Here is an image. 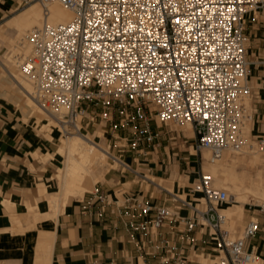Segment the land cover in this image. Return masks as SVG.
Segmentation results:
<instances>
[{"label":"built area","instance_id":"2783aa9c","mask_svg":"<svg viewBox=\"0 0 264 264\" xmlns=\"http://www.w3.org/2000/svg\"><path fill=\"white\" fill-rule=\"evenodd\" d=\"M32 2L34 0H25ZM44 21L30 30L32 53L18 62L31 82L35 104L55 121L52 132L83 134L95 126L109 131V159L131 169L125 154L155 149L160 132L153 122L192 124L197 151L212 159L241 150L248 137V100L253 95L246 22L264 0H38ZM60 1L74 17L52 24L49 3ZM126 130L127 134H121ZM264 147V138L257 139ZM114 147L116 153L110 152ZM202 172L192 202L166 189L176 206L134 200L132 208L150 220L126 223L137 249L182 263V243L196 228L208 229L213 264H256L262 260L249 241L264 230V198L246 203L249 218L234 236L223 226L220 208L230 202L226 189ZM83 205L109 203L99 188ZM181 206L191 215L179 216ZM171 225V230L164 228ZM182 226V228H180ZM148 237V238H147ZM178 239L181 245L178 243ZM264 264V260H262Z\"/></svg>","mask_w":264,"mask_h":264},{"label":"crops","instance_id":"0c3cea01","mask_svg":"<svg viewBox=\"0 0 264 264\" xmlns=\"http://www.w3.org/2000/svg\"><path fill=\"white\" fill-rule=\"evenodd\" d=\"M15 4V0L2 1L0 15ZM246 36L251 84L255 87L252 131L260 139L264 138V7L248 13ZM6 73L29 98L18 80ZM11 77L0 73V264H43L45 246L50 250L46 254L49 264H203L200 256L211 258L214 240L208 229L202 233L196 228L192 233L194 241L182 243V263L174 259L164 262L162 254L146 255L139 251L127 229L126 223L154 216H141L139 209L132 208L134 200L154 206L177 204L167 188L143 173L147 170L154 177L165 179L172 176H167L171 167L166 151H160L166 135L157 139L155 149L149 145L145 154H125L126 161H132L131 169H110L103 175L99 167L91 178H103L91 189L86 186L82 198L73 197L64 207L60 202L58 210L50 208L51 196H59L60 190L55 182L58 142L55 135L46 137L37 130L33 109L12 85ZM121 134L127 131L122 130ZM47 154L54 156L42 159ZM42 184L47 188L45 192ZM96 188L109 200L102 214L98 213L102 206L98 200L93 201L89 211L83 210ZM178 214L186 217L191 210L181 206ZM170 230L171 225L164 228L166 233ZM178 243L181 245L179 239ZM253 246L264 260V230L250 239L249 247Z\"/></svg>","mask_w":264,"mask_h":264},{"label":"rangeland","instance_id":"374dc122","mask_svg":"<svg viewBox=\"0 0 264 264\" xmlns=\"http://www.w3.org/2000/svg\"><path fill=\"white\" fill-rule=\"evenodd\" d=\"M2 1L6 0H0V3ZM16 4L11 8V10L7 12H2L0 15V59L4 61L6 64H8L10 72L13 73L16 78L24 80V85L30 88V91H33V88H31V83L26 78V76L23 74V72L20 73V68L18 67V62H20V58L17 56L16 53H18L20 50H17L14 48L15 45V39L17 36V29L15 27H11L8 23L9 20H11L16 14L20 13L22 10H24L29 5L33 4L35 1L32 2H26L25 0H15ZM15 49V50H14ZM16 51V53H15ZM13 56L12 59L8 60L9 56ZM13 60V62L11 61ZM18 60V61H17ZM14 63V65H13ZM19 71V72H18ZM20 74H18V73ZM0 73L4 76H9L6 73V71L1 67L0 64ZM18 74V75H16ZM24 75V76H23ZM252 75V71H251ZM27 79H25V78ZM12 85L15 87V89L20 91V88L15 85L12 77ZM253 96L248 100V108H249V118L246 121L245 126V132L248 139L247 146H244L238 154L236 152H231V155L238 156L237 158V164L230 165L232 163H229L227 165V168L234 167L238 173L246 172L249 173V178L246 179L244 185L242 188H236L235 183L233 181H228L226 184H220L222 182L220 180V177L214 176V185L218 187H221L223 189H226L228 193L233 194L235 197H237V193H243V196L241 198V201L238 203L239 205L236 206L235 202H229L222 206L220 209L227 215L229 221L227 227L229 228V231L232 235L237 236L241 233L245 222L249 218V212L246 209V203L248 202H259L264 198V193H255L253 190L255 188V182L263 183L264 181V147L258 144L257 137L253 135L252 126H253V112H254V94H255V87H253ZM21 95H23L25 101H27V98L25 94L20 91ZM31 100V99H30ZM28 100V103L29 101ZM31 109L35 111V118H36V126L37 130L44 134L46 137H52V134L55 135L58 146L60 143L61 135L57 130L52 132V128L54 125L52 124L50 127L43 125L45 123H48V120L45 119V115L42 113H39L37 111V105L32 101L29 103ZM32 110V111H33ZM33 111V113H34ZM39 119H38V118ZM43 117V118H42ZM250 125V126H249ZM153 126L156 130H158L162 136L166 135V140H162V145L160 151H166V157L168 159V163L170 164L171 170L167 174V176H171L169 179H165L163 177H154L152 172H148L145 170L143 173H145L147 176H149L151 179H154L157 183L161 184L163 187L167 188L171 192L181 196L182 198L189 200V201H196L197 198H200L203 200L202 193L193 192L192 190L195 188V185L198 183L199 177L202 172L210 173V169L207 166H211V163L209 161V157H205L204 153L202 151H197L195 148V134L192 127H189L188 129L187 124L185 125H176L174 123L169 124H162L160 122L156 123L153 122ZM50 128V129H49ZM41 129V130H40ZM51 130V131H50ZM90 132L94 133L96 138L99 135V138H96V140L103 146L108 149L109 144L113 143V140H111V135L109 131H106L105 129L101 128L100 126H95L93 128H90ZM71 136V135H68ZM194 149V150H192ZM193 151V152H192ZM231 150H226L225 155ZM110 152L116 153V150L112 146L110 149ZM254 152H259L261 154V157L257 160H253V154ZM224 155V156H225ZM35 157H38L35 155ZM57 159L59 160V155H56ZM126 160V155H125ZM224 158V157H223ZM38 159L42 160L40 157ZM253 162H250V161ZM129 164H132L131 160L129 159L126 161ZM209 163V164H208ZM60 164V160H59ZM100 168V173L104 175V173L107 170L112 169H122L117 163H112V160L106 157V160L104 161V164H102ZM123 170V169H122ZM99 177V179L94 180L95 178H88L86 181V186L88 189L93 188L94 184L103 178ZM161 178V179H160ZM218 178V179H217ZM253 178V179H252ZM56 179H58L56 177ZM55 179V182L57 184V189H59V182ZM92 179V180H91ZM90 180V181H89ZM94 180V181H93ZM251 180V182L249 181ZM254 181V182H253ZM217 184V185H216ZM85 193V192H84ZM84 195V194H83ZM83 195H76L74 197L81 198ZM237 209H232V208ZM200 261L203 262V264H213L214 261L211 258H203L200 256L198 258ZM205 261V262H204Z\"/></svg>","mask_w":264,"mask_h":264},{"label":"bare ground","instance_id":"6f19581e","mask_svg":"<svg viewBox=\"0 0 264 264\" xmlns=\"http://www.w3.org/2000/svg\"><path fill=\"white\" fill-rule=\"evenodd\" d=\"M34 1L35 2L33 4L29 5L24 10H22L20 13L16 14L11 20H9V23H8L11 27H15L18 30L16 39L14 40L15 41L14 48L17 50H20L18 53H16V51H15V53L17 54V56L20 58L21 61H23L25 56L30 55L32 53L33 45L28 38V34H29L30 30H32L35 26L41 25L44 21V9L42 7V4L38 0H34ZM49 10H50V17L48 18V21L52 24H57V23H61V22L62 23L68 22V21L72 20L74 17L73 12L69 8H67L63 3H61L60 1H53V2L49 3ZM12 58H13V56L11 54V56L8 57V60H10ZM11 61L13 62V60H11ZM0 64L2 67H4V69L7 72L11 73L10 72L11 70H9V68L7 67L8 64H6L1 59H0ZM13 65H14V63H13ZM21 72L22 71H20V73ZM20 73H18V74H20ZM11 74L16 80H18L19 84H21L24 87V89L26 90L25 93H27V95L29 97L28 100L31 99L29 101V103L32 101L34 102L32 97L28 93V91H30V88L29 87L26 88V86L24 85L23 78L20 80V79L16 78V76L13 73H11ZM18 74H16V75H18ZM37 111L42 114V111L38 108V106H37ZM35 113H36V109H35L33 115H35ZM52 124L55 125V121H53L52 119L49 118L48 123H45L43 126L44 127H46V126L50 127ZM186 124L188 126V129H190L189 127H192V124L190 122H188ZM99 135L100 134H98V136L96 138H99ZM94 136H95V132L92 133L85 128L83 129V134H71V136H68V135L61 136L60 143H59V146L57 149V155H59L60 164H59V168H58V173L56 175V177L58 178L57 181L59 182V189L60 190H59V196H53V197L51 196L50 204L52 207H50V208H54V209L58 210L57 207H58L60 202H62V205L64 207L68 203V201L71 198H73L74 196L83 195L87 189L85 183L88 180V178H90L92 175H94L95 172L99 169V166L104 164L106 157L108 158L109 148L107 149L106 147H103L96 140V138H94ZM247 142L245 143L244 146H247V144H248ZM192 150H194V149H192ZM203 150H204L203 153H204L205 157L208 158L210 156L209 161L211 163V166H207L210 169V174L212 176L214 175L216 177H220V180L222 181V182H220V184H226L228 181H233V183H235V185H236V188H238V189L242 188L246 179L249 178V173L246 172L247 170L246 171L244 170L242 175L239 176V173L237 172V170L234 167L227 168V165L229 163H232L230 165H234L235 163L237 164L238 156L237 155L236 156L231 155V152H236L238 154L241 150H244L243 148L241 150H231L229 152L227 151L228 153L226 155H225V153H226V151H225L221 155V157L217 158V159H212L211 152L208 149H203ZM196 152H197V150H196ZM244 152H245V150H244ZM254 153L255 154H253L254 156L252 157L253 160H257L261 157V154L259 152H254ZM52 156H54V154H47V155H44V157H42V159L47 160L48 158H50ZM250 162H253V161L251 160ZM94 180H96V179H94ZM249 181L251 182V180H249ZM254 184H255V188L253 191L255 193H264V181H263V183L255 182ZM217 187H218V185H217ZM46 190H47L46 186L44 184H42V191L45 192ZM197 193L200 194V192H197ZM229 195L231 198L230 201L235 202L236 206L239 205L238 203L241 201V198L244 197L243 193H237V197H235L236 195L234 196L231 193H229ZM83 196H81V198ZM232 209L233 210L237 209V207L236 208L234 207ZM31 210H32V208H31ZM220 211L223 215H225V222H224L223 226L225 228L229 229L227 227L229 219H228L227 215L222 211V209H220ZM54 213H56V212H54ZM53 215H55V214H53ZM52 233L53 232H50L48 234H52ZM49 236L50 235H48V237ZM49 246H51V245H49ZM47 250H49V247L47 248V246H45L43 248V252H44L43 254L45 255V257L43 259V264H49L50 263V262L48 263V259L46 257ZM41 262H42V260H41ZM256 264H262V260L258 261Z\"/></svg>","mask_w":264,"mask_h":264}]
</instances>
